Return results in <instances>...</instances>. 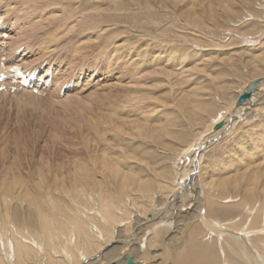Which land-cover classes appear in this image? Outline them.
I'll use <instances>...</instances> for the list:
<instances>
[{
  "label": "bare ground",
  "instance_id": "6f19581e",
  "mask_svg": "<svg viewBox=\"0 0 264 264\" xmlns=\"http://www.w3.org/2000/svg\"><path fill=\"white\" fill-rule=\"evenodd\" d=\"M6 2L7 3H2V2L0 3V5H2V6H0V78H1V76L4 77L3 85L5 87H7L8 92H10L12 88H17V89L21 88L23 77H25L26 80L31 81V83L29 84V86H30L29 88H32V89H29V90L22 89L24 91H27L26 94L32 95L33 90H36L37 94H39V95H43L45 93L52 95L53 93H56L57 98H60L61 96L63 97V95H64V97H65L64 101L65 100L68 101L69 99L73 98L72 96H74L76 94L86 93V92H90V91L91 92L88 93V95L86 96V97H88V99H90L94 96L97 97L96 91H97V93H99L97 88H98V86H100V83H104L101 86L102 88L105 86L106 87L112 86V85H114V86L113 87H107L109 89L105 88L106 90L105 91L102 90L104 92L101 95L98 94L99 95L98 100L101 102L100 105L103 104V106L101 105L100 107L103 108V111H105V113L103 116L100 117L99 124H97L96 126L92 125V127L88 126L90 129H88L87 133H89L90 135H93L91 137V139H85L84 137L82 138L83 143H85L84 148L86 149V151H89V149H90L89 144H91V143H93V144L96 143L100 150H97V151L95 150L92 154H86L85 157H73L72 159L68 160L66 163H62L61 166H58V164H55L54 166H50V167L44 169L41 167H42V165H45V164H43L41 162V164H39V166L40 165L41 166L33 174L27 176V178H25V179L22 178V176H19L20 173L17 174L16 172L12 173V176L9 177L10 172H7L5 178L2 177L3 180H0L1 181L0 182V264H53V261L55 262V260H56V262H59V261H57V259L58 258L60 259V257H61V260H63V261H62V263H57V264H111V263L127 264V257L132 258L133 264H264V197H263V200L261 199L262 200L261 202L258 201L259 208L257 209V212H255L256 213L255 219L257 220L256 222H260V228L261 229L257 230V229L251 228V230H248V229H245V227H244L242 230L239 229V231L237 230V232H233L232 230H229V228H228V226L230 224H231L230 228L233 227L232 224H234L235 222L234 223L231 222L232 220L229 221V224H222V223L218 222V220L216 221L213 218L210 219V218L205 217V214H207V206L208 207L210 206L212 211L214 210L217 213L229 214V215L232 214L231 210L233 211L234 209H231V208H234V207H224V208L222 207L220 209L213 208V206H215L214 204H215V201H217L216 200L217 198L215 199L213 197L214 195L210 196L209 193L207 194L206 192L211 190V189H209L207 191H206V189L210 185H213V183H210V182H214V180L205 183L203 178H202L203 173H201L202 167H205V165H202V163H203L202 161L206 159L204 157L208 153H210V150L212 151L213 147L217 146V148H218L219 147L218 145L225 143V140H227L233 136L235 138V135H237L239 132H241V129L244 126H246V124L248 125L251 122V120L253 121L254 118L256 119V117H258L259 114H261V113L263 114V112H264V76L259 75V77H258L257 76L258 74H257L256 75L257 77L255 76L256 78L251 80L250 83L245 87V89L243 91L239 92L238 95L235 97L234 103L232 102L233 107L230 108L231 110L228 111L227 107H226V111L221 112V114L217 117V119L215 121L212 120L213 122L209 125V128L206 129L205 131L201 132L200 136L198 138H195V140L191 144L188 142V144H186V145H183V146L180 145L181 146L180 151L179 150H178L179 152L176 151L177 152L176 159H175V162L172 166V169L174 170L173 173L175 174V175L173 174L175 177L172 180H170L169 177L164 175L165 173L160 174L158 171L154 172L155 174L158 175V177H157V175L154 174L158 178V179L156 178V180H154L156 182L152 181L153 178L150 180V177H149V179L147 177L148 181L143 180L142 178H144V177H140L141 176L140 174L142 172H148L150 170V167H149L150 165H147V163H144L145 158L144 159L138 158L141 155H139L137 157L138 158L137 161L139 159L140 160L143 159V160H141V163L143 161V163H144V164L142 163L143 166L146 164L147 167H149L148 168L149 170L148 171H142L140 174H136V175L134 174L135 176H133V177H132V175L128 176L127 173H124V172H122L123 170H120V167H117L121 164L120 158L116 159V157L112 156L113 154L111 155L112 150L110 149L111 150L110 151L109 147H108V143L110 142V140H109V138H106V136L110 132L111 134L115 133L119 137L122 136L124 138L125 137L127 138L129 136V140H130V137L132 135H133L132 138L140 137L139 140H141V137H143V136H149L150 135V137L153 138V136L156 135L155 134L156 131L157 130L160 131L159 130L160 128L158 129V127L164 126L165 127L164 129L170 128L169 127L170 123L169 124L165 123V125H164L163 123L162 124L160 123L161 121L157 122V124L160 123L161 126H158L157 124L154 125V126H157V129H156V127L155 128L152 127L153 123L151 124L152 128H147L146 124H148V123H146V124L142 123L143 120L145 119V118L143 119V117H144L143 113H142V116H143L142 119L143 120L142 119L140 120L139 118H137V113L139 110H141L145 107L144 104L148 103L150 105V104H153L152 102H158V101H153V100L151 101V99H153L152 97H154V100L157 98V97L155 98L153 92H151V90H152L151 88L153 86L152 87H150V86H151L152 82L155 83L156 80H159V76L161 78H163L162 76H164L163 79H165L166 82L167 81L171 82V80H169V79L174 80L173 76L175 77V74H173V72H174L173 69H175V68H173V67L175 65V61L177 60L176 58L180 55H178L175 58V55L173 54L174 52L172 50L174 47L172 48L171 42L170 43L169 42L168 43L162 42L164 44L161 47L160 42H156L160 37L158 38V37L154 36L155 34H153V36H152V35H150V33L148 34V32H150V31H148L146 34H148L150 36V39H147L144 42L145 47L141 48L140 46L138 47L136 45H133L134 43L132 41H131L132 42V44H131L130 41H127L130 37L127 38V40H126V39H124L125 37L123 35H121L119 25L117 26V23H114L113 25L105 24L106 21H104V19H105V17H110L109 16L110 14H108L109 13L108 8H105L104 4L101 3V2H103V0H95L93 3H91L88 6H86V0H9V2L8 1H6ZM191 3H193V1ZM135 4H137V3H135ZM119 5H120V1H119ZM226 5L228 6V3ZM134 6H136V5H134ZM137 7H138V5H137ZM210 7H208V8H210ZM224 7H226V6H224ZM3 8H6V10H5L6 13H1V12H3L2 11ZM119 8H121V7H119ZM195 8H196V6H195ZM22 10H23V12H22ZM210 10H212V9H210ZM29 11H33V14ZM152 11H154V10H152ZM211 14H212V12H211ZM192 16H193V14H192ZM117 17L116 18L119 19V16H117ZM122 17H124V16H122ZM127 18L130 19L128 16H127ZM152 18L158 19V18H154V17H152ZM128 19H127V21H128ZM197 20H200V17ZM117 21L119 22V20H117ZM131 21L129 24H131ZM144 21H146V20H144ZM157 21H159V20H157ZM148 22H150V21L148 20ZM197 22H200V21H197ZM197 22H194V23H197ZM127 23H125V24H127ZM136 23H138V22H136ZM129 24L127 26H129ZM134 25H136V24H134ZM131 27H133V26H131ZM135 27H137V26H135ZM139 27H141V25H139ZM140 29H142V28H140ZM122 30H124V29H122ZM147 30H148V28H147ZM30 31L35 32L34 33L35 35L34 36L32 35L30 38L27 39V36H29L27 34ZM75 31H77L78 35L76 36L75 41H73L72 39H74V38H71L72 35H70L71 37L68 35L75 33ZM130 31H132V30H130ZM166 31H168V30H166ZM162 32H164V31H162ZM135 33H138V32L136 31ZM124 34H126V33H124ZM180 34L181 33H179V35ZM129 35H131V34H129ZM132 35H134V33ZM162 35H160V36H162ZM166 35H164V36L166 37ZM35 36H37L39 38H42V37L43 38L47 37V38L44 39V41L40 45L37 46L30 40L31 38H33ZM67 36L70 38L66 39ZM162 38H160V39H162V41H163L164 37L162 36ZM24 39H27V40H24ZM166 39H165V41H166ZM132 40H134V38ZM62 41H65V43ZM169 41H170V38H169ZM61 42H62V44L64 43L63 45H65V47H67V49H69L70 53H72V57L70 60H68L67 57H65L63 59L62 56L59 55V52H61V50H62L61 48L63 47V45H61ZM69 44H71V45H69ZM135 44H137V43L135 42ZM255 46H256V44H255ZM85 51L89 52L90 54L88 55L87 52H85ZM174 51H175V48H174ZM177 52H179V50H177ZM186 52H185V54H186ZM263 54H264V52H263ZM263 54H262V56H263ZM181 55L183 56V54H181ZM78 56L80 58H78ZM90 58H91V61L89 60ZM188 58H189V56L186 59H188ZM258 58H260V59L262 58L261 54H260V57H258ZM164 59L167 61H165ZM262 59H264V58H262ZM180 60H182V59H180ZM76 61H80V65L76 66ZM82 61H84V62H82ZM258 61H259V59H258ZM263 62L261 64H263ZM182 68H183V66H182ZM254 68H255V64H254ZM16 70H19L23 77L18 78L17 74H16ZM178 70L179 69L175 70L176 73ZM257 70L258 69H256V72H257ZM260 70H262V69H260ZM179 71L180 72H178V75H176V76H180V77L183 76L184 72L182 73L181 70H179ZM184 71H185V69H184ZM261 74H263V72ZM156 78H158V79H156ZM111 79L114 80L113 84H111V82H108V81H111ZM144 79H145V82L147 79H148V81L151 82L150 86H149L150 88L149 87L146 88L145 87L146 85L144 86L142 84ZM256 80L259 81L258 89L253 93L251 100H249L244 105L238 106L237 100H238L239 96L241 94H243L245 91H247L248 89H251L253 82ZM160 81H159V84L157 83L159 86L162 84L161 83L162 81L161 82ZM166 82L164 81V83H166ZM154 83H153V85H155ZM146 84L148 85V83H146ZM168 84H169L168 85V87H169L170 83L168 82ZM172 85H173V83H172ZM187 85H188V83H187ZM159 86H157V87H159ZM90 88H92V89H90ZM173 89H174V86H173ZM62 91L64 92L63 95H62ZM158 91H157V93H158ZM168 92H170V90H168ZM150 93L153 94L152 97H149L152 95ZM166 94H167V92H166ZM173 94H175V93L173 92ZM193 94H195V93H193ZM1 95H3V94H0V97H1ZM157 95L158 94H156V96ZM195 95H197V94H195ZM183 96H184V94H183ZM198 96L200 97V95H197V97ZM86 97L84 96V98H86ZM74 98H76V97L74 96ZM84 98L82 99L79 97L77 100L79 103L73 99L75 102H77V103H75L71 99L72 104L75 103V104H73L74 106L76 105V106L80 107L81 102H83L84 100L87 99V98L86 99H84ZM201 98H203V97H201ZM79 99H82L83 101H80ZM149 99H150V101H149ZM157 99L160 100V98H157ZM165 99L166 98L164 97V100ZM173 99L171 101L174 102L176 99L175 100H173ZM177 100L180 101L179 99H177ZM195 100H193L194 101L193 104H197L198 102L201 103L198 100V98H197V100H198L197 103H195L196 102ZM71 101L70 100L68 101L70 103V105H71ZM168 101H170V100H168ZM171 101L170 102L166 101V102L169 103V105H170ZM68 102H66V103H68ZM86 102H88V100H86ZM149 102H151V103H149ZM182 102H184V101H182ZM160 103H161V101H160ZM175 103H176V101H175ZM178 103L181 104V102H178ZM86 104L88 105L91 103L89 101V103H86ZM148 104H147V107H148ZM182 104H181V107L179 105L177 106V107H180V110L183 109ZM189 104H187V105H189ZM64 105H66V104L64 103ZM94 105H97V104H94ZM157 105H159V104H157ZM183 105L186 106L185 102ZM190 105L192 106V104H190ZM201 105L203 106L204 103H201L200 106ZM151 106H153V105H150L148 107L149 111L146 110L145 111L146 113L148 112L149 114H151L150 113V110L152 109ZM200 106L197 105V108H195V106H194L193 109L198 110L199 109L198 107H200ZM206 106L204 105V107H206ZM228 106H230V105H228ZM71 107H73V106L71 105ZM169 107H172V105ZM201 108H202V111H204L205 108L204 109H203V107H201ZM97 109L100 110L101 108L97 107ZM154 109H155V112H157L156 111L157 108H154ZM159 109H161V107ZM165 109H166V107H165ZM165 109H164V111L169 110V109H166V110ZM172 109H171V111H172ZM160 111H162V109L159 110V112ZM185 111H186V109H185ZM198 111H196V112L192 111V112L194 114L195 113L198 114V113L202 112V111L201 112H198ZM152 112L155 113L154 111H152ZM169 112H170V110H169ZM186 112H188V111H186ZM163 113L164 112H162L161 117H163V115H164ZM100 114L101 113L99 112V116H100ZM149 114H147V115L150 116ZM166 114H167V112H166ZM190 115H191V112H190ZM96 116L93 115V117H94L93 119L96 120ZM167 116L168 115H166L164 117H167ZM195 116H197V115H195ZM202 117L200 116V118H202ZM159 118H160V116H159ZM166 119H164L165 122L169 121V120L166 121ZM152 120H153V118L151 119V121ZM161 120H162V118H161ZM97 121H99V120H97ZM149 121H150V119H149ZM256 121H258V120H256ZM145 122H146V120H145ZM90 123H92V122H90ZM219 123H223L224 125L220 130L215 131L214 128ZM166 124L168 127H166ZM202 124L204 125L203 122L200 125L202 126ZM258 124H259V122H258ZM260 124H262V123H260ZM197 125H199V124H197ZM171 126L173 128H175L174 127L175 125L171 124ZM249 126H253V125H249ZM176 127H178V126H176ZM198 127H200V126H198ZM205 127H204V129H205ZM78 130H81V129H78ZM162 130H163V127L161 128V131ZM171 131H169V129H168L167 133H164V135H161V136L167 137L169 135L167 138L169 140H171L170 139L171 134H168V132H171ZM175 131L176 130H174V133L177 132V131L176 132ZM243 131H245V129ZM81 132L83 133V131H81ZM163 132H166V131L163 130ZM255 132L256 131L251 132L250 134L247 132L249 135H246L244 133L246 135V137L248 138V141H250V140L254 141V140H259V139L262 140L263 139L264 136H262V137H261V135L258 136L259 133L255 135ZM153 133H154V135H153ZM177 133L179 134V132H177ZM159 134H158V136H154V137L157 140H159V144H160V140L163 137H161ZM161 134H163V133H161ZM176 134H175V137L177 138L178 134L177 135ZM180 134H182V133H180ZM180 134L178 137L181 136ZM110 135H108V136H110ZM240 135H241V133H240ZM79 136H81V135H79ZM115 137L116 136H114V138ZM194 137H195V135H194ZM237 137H239V136L237 135ZM241 137H243V136L241 135ZM117 138L118 137H116V139ZM176 138H175V140H176ZM145 139L149 140L150 138L147 137ZM156 139H154V140H156ZM172 139H174V138H172ZM134 140L136 142V139H134ZM152 140L153 139H150L149 142H151ZM165 140H167V139H165ZM130 141H133V140H130ZM184 141H185V139H184ZM188 141H190V139ZM120 142L121 141H119V143ZM135 142H133V143L134 144L139 143V141L136 143ZM146 143H147V141H146ZM153 143H154V141H153ZM129 145H130V142H129ZM129 145H128V147H129ZM110 146H112V145H110ZM121 146L122 145H120V147H119L120 149L122 148ZM134 146H136V145H133V147ZM156 146H157V143H156ZM161 146L163 147L164 145L161 144ZM125 147H123L121 149V151H123V149ZM225 147H224V149H226ZM134 148H133V150L135 152L137 148L136 149H134ZM167 148H166V150H167ZM244 148L245 147L243 146L242 151L244 150ZM255 148L258 149L259 146L255 147ZM127 149H129V148H127ZM162 149H164V148H162ZM218 150H221V149H218ZM124 151H126V150H124ZM130 151L132 152V150H130ZM155 151H157V150H155ZM162 151L163 150H161V152ZM216 151H217V149H216ZM224 151H226V150H224ZM136 152H135V154H136ZM246 152H247V154H249V150L245 151V156L247 155ZM171 153H173V152H171ZM213 153H215V151ZM218 153H217V155H218ZM124 154H126V153H124ZM138 154H140L139 151H138ZM133 155L134 154H132V156L131 155L130 156L133 157ZM122 156H124V155H122ZM130 156H128L126 159H128V158H129V160L132 159ZM163 156H165V155H163ZM220 157H221V155H220ZM247 157H249V156H247ZM115 159H116V161L119 160V162H120V163L118 162L119 165H116L117 163L114 162ZM129 160H127V161L125 160V161L128 162ZM151 160L153 161V159H151ZM249 160H251V159H249ZM125 161H123V162L126 163ZM248 161H247V163H248ZM138 162H140V161H138ZM167 162H169V161H167ZM129 163H130V161L128 162V164ZM134 163H135V161H134ZM154 163L155 162H153V164ZM157 163H156V166H157L156 168L160 167L157 165ZM243 163H246V162L243 161ZM135 164H137V162ZM138 164H140V163H138ZM214 165L212 166V164H211V166L213 168H214ZM217 165L218 164L215 165V168ZM46 166H48V165H46ZM248 167H250V166H248ZM262 168H263V166H261V169ZM162 169H163V167H162ZM145 170H147V169H145ZM216 170H217V168H216ZM260 170H259V172H260ZM169 171H171V170H169ZM210 171L212 172V170H210ZM213 171H215V170H213ZM236 171H238V170H236ZM243 171H245V170L243 169ZM256 171H257V169H256ZM166 172H168V171H166ZM240 172H242V171H240ZM259 172L257 174H259ZM212 173L214 174L215 172H212ZM233 173H232V175H233ZM142 174H144V173H142ZM253 174L255 176V173H253ZM245 175H248V172ZM250 175H252L251 172H250ZM142 176H144V175H142ZM191 176H193L195 178L194 179L195 183L192 186H189L188 184L192 178ZM215 176H216V174H215ZM215 176H213V177H215ZM235 176H237V175H235ZM240 176H241V174H240ZM205 177H207V174ZM213 177H212V179H213ZM217 177H215V178L217 179ZM109 179L112 183H115L114 185H112V187L108 183ZM216 179H215V181H216ZM223 179H225V178H223ZM239 179H238V181H239ZM253 179L255 180L256 178H253ZM253 179H250V180H253ZM261 179L262 178L260 177L256 181L258 182ZM206 180H207V178H206ZM248 180H249V178H248ZM150 181L156 183V186H154V184L151 183ZM215 183H217V185H218L217 181ZM202 184H204L203 188L200 187V185H202ZM220 184H222V181ZM224 184H226V182ZM235 184H236V182H235ZM217 185H216V187H218ZM248 185H250V184H248ZM113 186H115L114 189L116 188V190H117V191L116 190L114 191L115 193L113 192V190H111V188L113 189ZM213 186H215V185H213ZM228 187H229V185H228ZM258 187H259V185H258ZM222 188H224V187H222ZM260 188H261V186H260ZM184 189L189 190V192L183 191ZM212 189H214V187ZM182 191L185 193L179 194ZM226 191H228V189ZM238 191H239V189H238ZM112 192H113V194H112ZM261 192H263V191H261ZM222 193H220L219 196H221ZM213 194H214V192H213ZM228 194H229V192H228ZM236 194H238V193H236ZM125 195L130 196V198L132 197V202L136 203V202H138L139 199L143 198L145 201L150 200L149 202L151 204L149 206V207H151V209L148 208V210H146V212L141 210L142 212H144V214L148 212V215L146 214V216H143L142 215L143 213H140L141 215L140 214L137 215L140 208L137 209L136 207L137 206L140 207V205H137L135 208H130V210L133 211V213H131V214H134L131 216V219L134 220V223L132 226H127V224H130L131 221H130V223H128V221L127 222L125 221V220H127L126 218L121 219V217H120L121 220H119V218L117 217V215H121V216L126 215L128 217V213H127L128 211L125 212L126 210L124 211L122 209V204H124V202L123 203L121 202V204H120V200L117 199L118 197H121V196L124 197ZM223 195H222V198H223ZM216 196H217V194H216ZM241 196H243V195H241ZM260 197H262V196H260ZM222 198H219V199H222ZM236 199L233 200V198L230 196V198L226 199L225 203L226 204H234V203L238 202ZM258 200H260V198ZM117 201H119V203ZM130 201L131 200L129 199L128 202H130ZM202 201L206 203L204 206L202 205V204H204V203H202ZM135 203H133V204H135ZM12 204L13 205L15 204L16 206L21 207L24 210L26 209L25 211H27V214H28L26 217L27 218L26 221H27V224H29V227L31 228V230L28 229V226L25 228L23 227L25 225L24 222H22V224L24 223L22 228H20V226H19V228L18 227H11L12 225H10L9 223H12V221L15 223L16 221H18L19 218H17V216H19V215L15 214L14 216H12V219H11L12 221H11L10 216H8L5 213L4 209L6 207H9V206L11 207ZM244 205H248V204H244ZM253 205H254V203H253ZM142 206L143 205H141V207ZM142 208H145V206ZM91 210H92V214H93V210H95L94 214H96V216L98 215V217L101 220V222H100L101 225H98V226L93 225V224L90 225V227H91L90 229H92L93 233L95 232L96 238L98 239V241L96 242V245H94V243L91 245L93 247V250L90 247H88L92 250L90 253L89 252L87 254L80 253L77 256L78 250L76 251L77 247L75 248L72 245V243L75 242L74 240L72 241V239H74L72 236H73V233L75 231L77 233H79L80 235L81 234L82 235L87 234L86 228L90 224V222H89L90 219H88L87 216L90 214L89 211H91ZM115 210L117 212V215H116ZM9 211H11V210H9ZM189 211H191L192 214L189 213ZM249 211H250L249 214L252 216L254 209L251 210V208H250ZM10 213H13V212H10ZM25 214H26V212H25ZM184 214H186V215H184ZM10 215H12V214H10ZM130 215H129V217H130ZM21 218H23V217H21ZM248 218L251 219L250 217H248ZM242 219H243V217H242ZM253 219H254V215H253ZM255 219L253 220V222L255 221ZM245 220H247V219H245ZM246 222H248V221H246ZM196 223H197V225H196ZM191 224H193V226L195 228L198 225H201L202 228L203 227L208 228V231H210L209 232L210 235L208 234L209 237H207V239H206V236H205V238L201 237L202 235L199 237L198 233H196L197 230H195V229L192 230L190 228V227L193 228V226ZM17 225H19V224H17ZM242 225H244V224H242ZM248 225H252V223H249ZM236 226L238 228V224ZM256 226L257 225H255V227ZM239 227H240V225H239ZM188 228H190V229H188ZM202 228H200V229H202ZM247 228H248V226H247ZM204 229H203V231H204ZM200 232H202V230ZM204 234L205 233H203V235ZM74 236L76 238V235H74ZM213 238L214 239L216 238L215 244H214V241L212 240ZM69 239H71L72 243L70 242ZM210 239L212 240V242H210L211 241ZM80 241H81V239H80ZM83 241H85V240H83ZM93 242H94V240H93ZM45 243L47 246L51 245L54 247L52 249L50 246L52 251H54V254H53V252L48 250L47 246H46V248L49 252L47 254L43 253L45 250V247H44ZM80 243H82V241ZM57 244H59V247H60V248H58L60 250V253H58V254H57V251L54 250L55 247L57 246ZM215 245L217 247L216 248L217 251H215ZM30 246L31 247L34 246V248L36 247V249H38L37 253L32 252V250L30 249ZM218 249H219V251H218ZM86 250H87V248H86ZM78 252H80V251H78ZM49 254H51V255H49ZM58 255H59V257H57ZM63 262H66V263H63Z\"/></svg>",
  "mask_w": 264,
  "mask_h": 264
},
{
  "label": "rangeland",
  "instance_id": "374dc122",
  "mask_svg": "<svg viewBox=\"0 0 264 264\" xmlns=\"http://www.w3.org/2000/svg\"><path fill=\"white\" fill-rule=\"evenodd\" d=\"M6 1L9 2V0H0V3L1 2L7 3ZM94 1L95 0H86V6L90 5ZM119 1H120V5H119ZM192 1H193V3H191ZM247 1L248 0H213V1L212 0H204V1L203 0H124V1L123 0H118V1L117 0H112V1L111 0H103V2H101L102 4H104L105 8H108V11H109L108 14H110L109 15L110 17H105V19H104V21H106L105 24L113 25L114 23H117V26L119 25L121 35H123L125 37L124 39L127 40V38L130 37L127 41H130V42L132 41L134 43L133 45H136L138 47L140 46L142 48V47H145L144 42L147 39H150V36L148 35L149 33L152 36H153V34H155L154 36H156L158 38L159 37L162 38V36H163L164 37L163 41H162L163 38L162 39L157 38L158 40L156 39L157 40L156 42H160L161 47L164 44L162 42H166V43L171 42L172 48L173 47L175 48V51H174V48L172 49L174 52L173 54L175 55V58L178 55H180L176 58L177 60L175 61V65L173 67V68H175V69H173V71H174L173 74H175V77L173 76L174 80L169 79V80H171V82L170 81L166 82V80L163 79L164 76H162L163 78H161L159 76V80H156L155 83L152 82L151 86H150L151 82L148 81L149 78L146 80V82H145V79L142 82V84L144 86L146 85L145 86L146 88H148L149 86L150 87L153 86L154 88L152 87L151 89L152 90L154 89V90L153 91L151 90V92H153L155 98L156 97L160 98V100L157 98L154 100V97H152L153 94L150 93L152 95L149 97L153 98V99H151V101L153 100V101L159 102V103L158 102H152L153 104H150V105L154 106V107L151 106L152 109L150 110V113L155 118L151 114H149L148 112L147 113L145 112L146 110L149 111L148 107L150 105L148 103H147L148 107H147V104H144L145 107L143 109L139 110L137 113V118H139L140 120L144 116L143 119L144 118L145 119L144 120L142 119L143 120L142 123H144V124L148 123V124H146L147 126L145 125L147 128H152V127L155 128L156 127V129H157V126H154V125L157 124L158 121H161L160 123L161 124L163 123L164 125H165V123H167V124L170 123L169 127L171 129L170 128L164 129L165 127L161 126L160 123H158L157 125L161 126V127H158V129L160 128L159 129L160 131L157 130L160 134L156 131V133H155L156 135H154V133H153V135L158 136V134H159L161 136V135H164V133H167L168 129H169V131H171L173 129L172 130L173 132L171 131L173 134L171 132H168V134H171L170 135L171 140H169L167 138L169 136L168 134H167L168 136L166 135L167 137L161 136L163 138L160 140V144H159V140H157L154 136H153V138H151L150 135L141 137V140H139L140 137L132 138V136H133L132 135L130 137V140H133V141L129 140V136L127 138L126 137L124 138L120 135L122 137L121 138V137L117 136L115 133L111 134L110 132L106 136V138H109V140H110V142L108 143V147H109V150L110 149L112 150V151L110 150L112 152L111 155L113 154L112 156L116 157V159L120 158V162H121L120 165L121 166L119 165V163H120L119 160L116 161V159H115L114 162L117 163L116 165H119L117 167H120V170H123L122 172L127 173L128 176L132 175V177H133L136 174H140L142 171H148L149 170L148 168L150 167V170L148 172H142L144 174L141 173L140 174L141 176L139 175L140 177H144V178H142L143 180H147V177H148V179L150 177V180L153 178L152 181L156 180L158 175L154 173L155 171L156 172L158 171L160 174L165 173L164 175H166L167 177L170 178V180H172L175 177L174 176L175 174L173 173L174 170L172 169V166H173L175 159H176V154H177L176 151H178V150L180 151L181 146L188 144V142L191 144L195 140V138H198L200 136L201 132L208 129L209 125L217 119V117L221 114V112L226 111V107H227V110L230 111L231 110L230 108L233 107L235 97L238 95L239 92H241L245 89V87L250 83L251 80H253L257 76L259 77V75L264 76V65H263L264 59H262V58H264V54H263V52H264V6H263L264 0H249L248 2ZM226 2L228 3V6L226 5L227 4ZM135 3H137V4H135ZM134 5H136V6H134ZM137 5H138V7H137ZM0 6H2V5H0ZM195 6H196V8H195ZM224 6H226V7H224ZM119 7H121V8H119ZM208 7H210V8H208ZM151 9L154 11H152ZM210 9H212V10H210ZM5 10H6V8H3V10H2L3 12H1V13H6ZM23 10H22V12H23ZM29 12H31L33 14V11H29ZM211 12H212V14H211ZM192 14H193V16H192ZM188 15L190 17L192 16L191 18L193 20ZM117 16H119V19H117L118 18ZM122 16H124L125 18ZM127 16L130 19H128ZM152 17L158 18V19H153ZM199 17H200V20H197V19H199ZM116 19L119 20V22ZM127 19L129 22L127 21ZM144 20H146V21H144ZM148 20L150 22H148ZM157 20H159V21H157ZM196 20L200 21V22H197ZM130 21H131V24H129ZM122 22L123 23L128 22V23L123 24ZM136 22H138V23H136ZM194 22H197V23H194ZM128 24H129V26H127ZM134 24H136V25H134ZM130 25L133 27H131ZM139 25H141V27H139ZM135 26H137V27H135ZM146 27L148 28V30ZM140 28H142L144 31ZM122 29H124V30H122ZM130 30H132V31H130ZM166 30H168V31H166ZM136 31L138 33H135ZM148 31H150V32H148ZM162 31H164V32H162ZM32 32L33 31H30L29 32L30 34L29 33L27 34V35H29V36H27V39L30 38L32 35L33 36L35 35L34 34L35 32H33V33ZM132 32L134 33V35H132L133 34ZM147 32H148V34H146ZM124 33H126L127 35ZM179 33H181L182 35L180 34L181 35L180 36ZM129 34H131V35H129ZM70 35H72V37ZM77 35H78L77 31H75V33L69 34L68 36H70L71 38H74L72 40L75 41ZM160 35H162V36H160ZM164 35H166V37ZM68 36L66 37V39L70 38ZM46 38H43V37L39 38V37L35 36V37L31 38L30 40L35 45L38 46ZM133 38H134V40L137 38L136 39L137 41L132 40ZM169 38H170V41H169ZM27 39H24V40H27ZM165 39H166V41H165ZM62 42L65 43V41H62ZM62 42H61V45L64 44V43L62 44ZM132 42H131V44H132ZM135 42L137 44H135ZM255 44H256V46H255ZM69 45H71V44H69ZM61 49L62 50H61V52H59V55H61L63 59L65 57H67V59L70 60L72 57V53H70L69 49H67V47H65V45H63V47ZM177 50H179V52H177ZM85 52H87V51H85ZM185 52H186V54H185ZM180 53L183 54V56ZM259 53L261 54V57H262L261 59L258 58V57H260ZM87 54L89 55L90 53L87 52ZM262 54H263V56H262ZM188 56H189V58L186 59ZM78 58H80V57L78 56ZM180 59H182V60H180ZM258 59H259V61H258ZM89 60L91 61V58ZM165 61H167V60H165ZM82 62H84V61H82ZM262 62H263V64H261ZM254 64H255V68H254ZM78 65H80V61H76V66H78ZM182 66H183V68H182ZM176 69L181 70L182 73L184 72L183 73L184 75L181 77L176 76V75H178V72H180L178 70L176 73V71H175ZM184 69H185V71H184ZM256 69H258L260 72L258 70L256 72ZM260 69H262L263 71ZM261 71L263 72V74H261L262 73ZM156 79H158V78H156ZM159 81L162 83L160 86L158 85ZM164 81L166 83H164ZM108 82H111V84H113L114 80L111 79V81H108ZM168 82L170 83V86L173 83V85L171 86L172 88L170 86L168 87V85H169ZM146 83H148V85ZM153 83L155 85H153ZM187 83H188V85H187ZM103 84L104 83H100V86H98V88H97V90L99 92V93H97V91H96L97 97L94 96V97L88 99V97H86V96L91 91L86 92V93L76 94V95H74L76 98H74V96H72L73 97V98H71L72 101H74V100L77 101L79 97L83 99L85 96L87 99L86 98H84V99L88 100V102H86V100H84V101L86 103H89V101H90V103H91V104L87 105L82 99H79L80 101H83V102H81L80 107L73 105V104L77 103L78 101L77 102L74 101L75 103L72 104L71 99H69L71 101V105L73 107H71L70 103L68 102L69 100L64 101L65 97L63 95L64 94L63 91H62L63 97L61 96L60 98L56 97V93H53L52 95L45 93V94L39 95V96L28 95V94H26L27 91H24L21 89H18V91L15 92L14 94L6 92V91L2 92L1 94H3V95H1V97H0V180H3L2 177L5 178L7 172H10L9 177L12 176V173L16 172L17 174L20 173L19 176H22V178L25 179V178H27V176L33 174L41 166V165L39 166V164H41V162L43 164H45V165H42V167H41L44 169H46L50 166H54L55 164H58V166H61L62 163H66L68 160L72 159L73 157H85L86 154H92L95 150L96 151L100 150L96 143H94V144L91 143V144H89V147H90L89 151H86V149L84 148L85 143H83L82 138L84 137L85 139H91V137L93 135H90L89 133H87L88 129H90L89 127H92V125L96 126L97 124H99L100 117L103 116L105 113V111H103V108L100 107L101 105L103 106V104L100 105L101 102L98 100V97L106 89H109L107 87H113L114 85L107 86V87L105 86L102 88L101 86ZM156 85L159 86L160 88L157 87ZM173 86H174V89H173ZM165 87L166 88L168 87L169 89L168 88L166 89ZM90 89H92V88H90ZM102 90H104V91H102ZM168 90H170V92H168ZM157 91H158V93H157ZM166 92H167V94H166ZM173 92L175 94H173ZM193 93L200 95V97L199 96L197 97V95H195ZM156 94H158V95L160 94L161 96L160 95L156 96ZM183 94H184V96H183ZM163 96L166 98L165 100H164ZM201 97H203V98H201ZM197 98L201 103H204V105L205 106L207 105V106L206 107H204V105L200 106L201 103L198 102ZM172 99L173 100L176 99L175 100L176 103H175V101L174 102L171 101ZM177 99H179L180 101H178ZM168 100L171 101L170 105H169V103H167V102H170ZM181 100L185 102L186 106L183 105L184 102H182ZM193 100L196 101L195 103L198 102L199 104L198 103L193 104L194 103ZM149 101H150V99H149ZM160 101H161V103H160ZM66 102H68L69 104ZM178 102H181V104L183 103L182 104V108H183L182 110H180L181 104ZM64 103L66 105H64ZM149 103H151V102H149ZM186 103L192 104L193 107L190 104L187 105ZM94 104H97V105L99 104V105L97 106ZM157 104H159V105H157ZM171 105H172V107H169ZM178 105L180 107H177ZM197 105L200 106V107H198L199 111L197 109L196 110L193 109L194 106H195V108H197ZM228 105H230V106H228ZM97 107L101 108V109L99 110V109H97ZM158 107L159 108L161 107L162 111L159 112V110H161V109H159ZM165 107H166V109H169L170 112H169V110L167 111L165 109ZM201 107H203V109L205 108L204 111H202ZM154 108H157L156 109L157 112H155ZM164 109L166 111H164ZM171 109H172V111H171ZM185 109L188 112H186ZM191 110L193 112H196V111H198V112L202 111V112L201 113L197 112L198 114H196V113L194 114ZM98 111L101 113L100 116H99ZM152 111H154L155 113H153ZM162 112H164L163 117H161ZM166 112H167V114H166ZM190 112H191L192 116L190 115ZM142 113H143V116H142ZM147 114H149L150 116H148ZM165 114L168 116L164 117V116H166ZM93 115L94 116L97 115L96 120L93 119L94 118ZM195 115H197V116H195ZM159 116H160V118H159ZM200 116L201 117L203 116L202 117L203 119L200 118ZM151 117L153 118L152 121H151V119H152ZM161 118H162V120H161ZM149 119H150V121H149ZM164 119H166V121L167 120H169V121L165 122ZM97 120H99V121H97ZM145 120H146V122H145ZM256 120H258V121H256ZM90 122H92V123H90ZM202 122L204 123V125L202 124V126H201L200 124ZM258 122H259V124H258ZM152 123H153V126L151 125ZM260 123H262V124H260ZM167 124H166V127H168ZM171 124L175 125L174 126L175 128H173L171 126ZM197 124H199V125H197ZM249 125H253V126H249ZM176 126H178V127H176ZM198 126H200V127H198ZM203 126L204 127L206 126L205 129ZM162 127H163V130L166 132H163V130L161 131ZM78 129H81V130H78ZM244 129H245V131H243ZM174 130L179 132V134L182 133V134H180L181 136L178 137L179 134L175 131L178 134V136L176 138L175 137L176 133H174ZM81 131H83V133ZM254 131H256L255 135L259 133L258 136H260V135H261V137L264 136V112H263V114L262 113L259 114V116L256 117V119L254 118L253 121L251 120V122L248 125L246 124V126H244L241 129V132H239L237 134L239 137H237V135H235V138L233 136V137L225 140L226 144L225 143L219 144L218 148H217V146L213 147L212 151L210 150V153L207 154L208 156L206 155L204 157L206 159L202 161L203 162L202 165H205V167H202V171H201V173H203V176L202 175L201 176H202L204 182L207 183V182L214 180V182H210V183H213V185H215V186L209 184L211 187L213 186L214 189H212L213 187L211 188L210 186L207 187L206 191L209 189H211V190H209L207 192L203 189L207 194L209 193L210 196L214 195L213 197L215 199L217 198L216 199L217 201H215V204H214L215 206H213V208L220 209L222 207L223 208L224 207H234V208H231L234 210L233 211L231 210L232 214L229 215V214L217 213L214 210L212 211L210 206L209 207L207 206V214H205V217L210 218V219L213 218L216 221L218 220V222H220L222 224H229V221L232 220L231 222H233V223L235 222V223L232 224L233 227L230 228V225H231L230 224L228 226V228H229V230H232L233 232H237V230L239 231V229L242 230L244 227H245V229H248V230H251V228L257 229V230L261 229L260 228V222H256L257 220L255 219V216H256L255 212H257V209L259 208L258 201L261 202L263 200V197H264V186H263L264 185V140H263L264 137L262 140L259 139V140H254V141H251V140L248 141V138L246 137V135H249L251 132H254ZM161 133H163V134H161ZM240 133L243 137H241ZM79 135H81V136H79ZM108 135H110L111 137ZM194 135H195V137H194ZM114 136H116L118 138L116 139V137L114 138ZM144 137L145 138L148 137V138L153 139V140L151 142H149L150 139L148 140V139H145ZM171 137L174 139H172ZM164 138L167 140H165ZM175 138H176V140H175ZM134 139H136V142L139 141V143H136ZM154 139H156V140H154ZM184 139H185V141H184ZM189 139H190V141H188ZM145 140L147 141V143ZM119 141H121V142L119 143ZM153 141H154V143H153ZM129 142H130V145H129ZM131 142L132 143L135 142L136 144H134V143L132 144ZM156 143H157V146L159 145L158 147L156 146ZM119 144L122 145L121 146L122 148L126 146L129 149H127L125 147L123 149V151H121L122 148L121 149L119 148L120 147ZM161 144H163L164 146L162 147ZM110 145H112V146H110ZM128 145H129V147H128ZM133 145H136V146H134L135 148L133 147ZM160 146L164 149H162ZM243 146L245 148L242 151ZM258 146H259L258 149L255 148ZM132 147L134 149L137 148L136 149L137 152L135 151L136 154H135ZM224 147L226 149H224ZM166 148H167V150H166ZM222 148L226 151H224ZM216 149H217V151H216ZM218 149H221L222 151L218 150ZM124 150H126V151H124ZM130 150H132V152ZM155 150H157V151H155ZM161 150H163V151L161 152ZM213 150L215 151V153H213L214 152ZM248 150H249V154H247V152H246L247 155L245 156V151H248ZM138 151L140 154H138ZM170 151L173 153H171ZM124 153H126L127 155L129 154L128 156H130V155L132 156V154H134L133 155L134 158L130 156L132 159H130V160H129V158L126 159L128 156ZM217 153L219 156L217 155ZM120 155L121 156L124 155V156L121 157ZM139 155H141V156H139ZM163 155H165V156H163ZM220 155H221V157H220ZM247 156H249V157H247ZM137 157L143 158V159L145 158L144 163H147V165H150V166L147 167L146 164L143 166V164H144L143 161H142L143 164L141 163V160H143V159H141V160L139 159L138 161H140V162H138ZM223 157L224 158L226 157V158L224 159ZM151 159H153V161ZM249 159H251V160H249ZM125 160L126 161L129 160L130 163L128 164L129 161L126 162ZM133 160L135 161V163L137 162V164H135ZM123 161H125L126 163H124ZM167 161H169V162H167ZM243 161H245L246 163H243ZM247 161L250 165L247 163ZM153 162H155V163L153 164ZM138 163H140L141 165ZM156 163L160 167L156 168L157 167ZM215 163L218 164L216 166L217 170L215 168V165H216ZM211 164H212V166L215 164L214 168L211 166ZM46 165H48V166H46ZM247 165L250 167H248ZM161 166L163 167V169ZM261 166H263L262 169H261ZM145 169H147V170H145ZM243 169L245 171H243ZM256 169H257V171H256ZM169 170H171V171H169ZM210 170H212V172H215V173L213 174ZM213 170H215V171H213ZM236 170H238L239 172L242 171L243 173L242 172L239 173ZM259 170H260V172H259ZM166 171H168V172H166ZM249 171L251 172L252 175H250ZM247 172H248V175H245V174H247ZM258 172H259V174H257ZM232 173H233V175H232ZM253 173H255V176ZM154 174L157 175V177ZM206 174H207V177H205ZM215 174H216V176H215ZM240 174H241V176H240ZM142 175H144V176H142ZM212 175L215 177L218 176L217 179L215 177H213ZM235 175H237V176H235ZM191 177L192 178L188 184L189 186H192L195 183V180H194L195 178L193 176H191ZM212 177H213V179H212ZM260 177L262 179L259 180L260 182L259 181L257 182L256 180ZM206 178L208 181L206 180ZM223 178H225V179H223ZM248 178H249V180H248ZM253 178H256V179L254 180ZM215 179L218 182V185H217V183H215L216 182ZM238 179H239V181H238ZM250 179H253V180H250ZM152 181H150V182L153 183L154 186H156V183H154L156 181H154V182H152ZM221 181H222V184H220ZM225 182H226V184H224ZM235 182H236V184H235ZM108 183L111 187H112V185L115 184V183H112L110 181V179L108 180ZM204 184L200 185V187L203 188ZM248 184H250V185H248ZM216 185L218 187H216ZM228 185H229V187H228ZM258 185H259V187H258ZM260 186H261V188H260ZM114 187L115 186H113V189L111 188V190H113V192L116 190V188L114 189ZM222 187H224V188H222ZM225 189L226 190L228 189V191H226ZM238 189H239V191H238ZM183 191L189 192V190H187V189H184ZM183 191L179 194H184L185 192H183ZM261 191H263V192H261ZM113 192H112V194H113ZM213 192H214V194H213ZM228 192H229V194H228ZM215 193L217 194V196ZM220 193H222V195L224 194L223 195L224 199L222 198V195L219 196ZM236 193H238V194H236ZM229 195L233 198V200L237 198L236 200L238 202H236L234 204H226L225 201H226V199L230 198ZM241 195H243V196H241ZM260 196H262V197H260ZM218 197L222 198V199H219ZM259 198H260V200H258ZM117 199L120 200V204H121V202L122 203L124 202L125 205L122 204V209L124 211L126 210L125 212L128 211L127 212L128 217L126 215L125 216L124 215H122V216L117 215V212L115 210L116 215L119 218V220H121L122 218L123 219L126 218L127 219V220H125L126 222L128 221V223H130V221H131V223L127 224V226H132L134 223V220L131 219V216L134 214H131V213H133V211H131L130 208H135L137 205H140V207L139 206L136 207L137 209L140 208L137 215H139L140 213H143L142 214L143 216H146V214L148 215V212L144 214V212H142V211L146 212V210H148V208L151 209V207H149L151 205L149 202L150 200L145 201L143 198H141L138 200L139 203L138 202L135 203V202H132V197L130 198V196H128V195H125L124 197L123 196L118 197ZM129 199L131 200L130 202H128ZM117 202L119 203V201H117ZM133 203H135V204H133ZM202 203H204V204H202L203 206L206 204L203 201H202ZM253 203H254V205H253ZM244 204H248V205H244ZM141 205H143L142 207L145 206V208H142ZM6 208H5L6 210L4 209V211L8 216H10V220L12 219V216H14L15 214L19 215V216H17V218H19V219L15 223L11 220L12 223H9L10 225H12L11 227H18L19 228V226H20V228H22V226L25 223V225L23 227L25 228L28 226V229L31 230V228L29 227V224H27V221H26L27 220L26 217L28 215L27 211H25L26 209L24 210L23 208L18 207L15 204L14 205L12 204L11 207L9 206ZM250 208H251V210L254 209L252 216L249 214ZM9 210H11V211H9ZM10 212H13V213H10ZM25 212H26V214H25ZM94 212H95V210H93V214H92V210L89 211L90 214L87 216L88 219H90V221H89L90 224L86 228L87 234H85V235L81 234L80 235L79 233H77L75 231L73 233V236H72L74 238V239H72V241L74 240L75 242L72 243L71 239H69L70 242L72 243V245L75 248L77 247L76 251L77 250L80 251V252L77 251V256L80 253H83V254H87L88 252L90 253L93 250V247L91 245L93 243H94V245H96V242L98 241V239L96 238L95 232L93 233L92 229H90L91 228L90 225H92V224L96 225V226L101 225L100 224V222H101L100 218L98 217V215L96 216V214H94ZM9 213L12 215H10ZM189 213L192 214L191 211H189ZM129 215H130V217H129ZM184 215H186V214H184ZM253 215H254V219H255L254 222H253V220H254ZM21 217H23V218H21ZM120 217H121V219H120ZM242 217H243V219H242ZM248 217H250L251 219H249ZM245 219H247V220H245ZM246 221H248V222H246ZM22 222H24V223L22 224ZM247 223L248 224L252 223V225H248ZM17 224H19V225H17ZM237 224H238V228L236 226ZM242 224H244V225H242ZM191 225L193 226V224H191ZM196 225H197V223H196ZM239 225H240V227H239ZM255 225H257V226L255 227ZM247 226H248V228H247ZM190 228L192 230H194V229L197 230L196 233H198L199 237L202 235L201 237L205 238V236H206V239H207V237H209V235H210V233H209L210 231H208V228H205V227L202 228L201 225H198L196 227L197 229L194 226H193V228L192 227H190ZM190 228H188V229H190ZM200 228H202V229H200ZM203 229H204V231H203ZM201 230L206 235L205 234L203 235V233L200 232ZM74 235H76L77 239L75 238ZM80 239H81L82 243H80L81 242ZM83 240H85V241H83ZM93 240H94V242H93ZM212 240L214 241V244H215L216 238L215 239L213 238ZM212 240L210 242H212ZM46 246L47 245L45 243L44 244L45 250L43 253L47 254L49 251H51L54 254V251H52V249L54 247L51 245H48L47 246L48 250H49L48 251ZM50 246L52 249L50 248ZM88 247H90L92 250ZM58 248H60L59 244H57V246L54 249L55 251H57V254L60 253V250ZM86 248H87V250H86ZM216 248L217 247L215 245V251H217ZM30 249L34 253H37V251H38V249H36V247L34 248V246H32V247L30 246ZM218 251H219V249H218ZM49 255H51V254H49ZM57 257H59V255ZM57 261H59V262H56V260H55V262H56L55 263L53 261V264L62 263L63 260H61V257H60V259L58 258ZM63 263H66V262H63Z\"/></svg>",
  "mask_w": 264,
  "mask_h": 264
},
{
  "label": "water",
  "instance_id": "95a60500",
  "mask_svg": "<svg viewBox=\"0 0 264 264\" xmlns=\"http://www.w3.org/2000/svg\"><path fill=\"white\" fill-rule=\"evenodd\" d=\"M258 83L259 81L256 80L253 82L252 84V88L248 89L247 91H245L243 94H241L237 100V105H244L246 104L249 100H251L253 93L258 89ZM223 123H219L215 126L214 130L218 131L223 127ZM111 264H116V263H111ZM127 264H133L132 258L131 257H127Z\"/></svg>",
  "mask_w": 264,
  "mask_h": 264
}]
</instances>
